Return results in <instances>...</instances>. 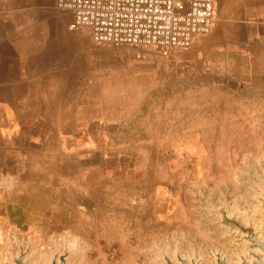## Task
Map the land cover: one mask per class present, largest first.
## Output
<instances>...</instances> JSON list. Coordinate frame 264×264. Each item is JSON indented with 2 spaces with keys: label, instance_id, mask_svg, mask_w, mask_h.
Wrapping results in <instances>:
<instances>
[{
  "label": "rangeland",
  "instance_id": "rangeland-1",
  "mask_svg": "<svg viewBox=\"0 0 264 264\" xmlns=\"http://www.w3.org/2000/svg\"><path fill=\"white\" fill-rule=\"evenodd\" d=\"M71 22L67 30L74 36L80 29L71 30ZM68 44L69 55L81 45L74 40ZM194 45L179 50L98 44L99 54L86 49L80 55L85 71L99 72L102 83L110 79L102 88L110 89L117 99L132 98L133 104L138 103L131 125L117 132L107 157H91L82 166L89 182L100 178V203L113 207L117 219L125 214L133 227L131 233L126 231L127 237L108 228L105 238L90 244L67 234L62 238L55 229L58 236L49 246L32 244V262L41 256L50 260L57 246L66 243L79 246L68 264H163L155 258L167 250L173 257L177 246L184 256L193 249L203 254V264L214 261L217 249L236 262L244 246L236 243V232L229 233L221 224L218 210L225 208L239 217L246 212L247 221L258 210L259 198H264L260 187L264 183V116L256 109L264 102L252 100L260 94L228 90V101L211 105L212 96L221 91L210 87L202 54L190 56ZM224 105L229 108L222 113L219 109ZM36 170L39 177L19 184L23 190L37 187L31 191L42 199L40 186L46 182L49 166L37 165ZM1 171L2 167L0 177ZM21 231L26 232V238L20 239L27 245L28 231ZM17 250L16 243H0L2 264H9L5 258Z\"/></svg>",
  "mask_w": 264,
  "mask_h": 264
},
{
  "label": "crops",
  "instance_id": "crops-1",
  "mask_svg": "<svg viewBox=\"0 0 264 264\" xmlns=\"http://www.w3.org/2000/svg\"><path fill=\"white\" fill-rule=\"evenodd\" d=\"M70 14L57 0H0V181L13 182L0 188L5 244L26 238L22 229L42 247L57 238L55 229L62 238L90 244L105 238L108 228L127 237L133 227L125 214L117 219L113 207L100 203V178L89 182L82 166L107 157L138 103L117 99L102 88L110 79L102 83L99 72L85 71L80 55L86 49L99 54L100 47L89 28L69 35ZM213 25L189 51L202 54L210 87L221 91L211 105L228 101V90L251 91L260 94L252 100L264 102V0H215ZM72 40L81 45L69 55ZM256 109L264 116V105ZM43 164L49 173L39 199L32 186L23 190L19 183L39 177L33 171Z\"/></svg>",
  "mask_w": 264,
  "mask_h": 264
},
{
  "label": "built area",
  "instance_id": "built-area-1",
  "mask_svg": "<svg viewBox=\"0 0 264 264\" xmlns=\"http://www.w3.org/2000/svg\"><path fill=\"white\" fill-rule=\"evenodd\" d=\"M71 30L89 28L94 42L188 49L211 33L215 0H57Z\"/></svg>",
  "mask_w": 264,
  "mask_h": 264
},
{
  "label": "water",
  "instance_id": "water-1",
  "mask_svg": "<svg viewBox=\"0 0 264 264\" xmlns=\"http://www.w3.org/2000/svg\"><path fill=\"white\" fill-rule=\"evenodd\" d=\"M9 181L0 182V188H2ZM260 187L264 191V183L260 184ZM261 202L256 210L248 220L246 221L247 213L245 212L239 217L238 214L229 215L225 208L218 210L221 215V224L229 228V233L236 232L238 239L237 244H243V252L237 253L236 262H231L226 254L217 249L213 252L214 261L210 264H264V198L260 197ZM255 217H259L260 224L257 223ZM71 238L70 236H68ZM0 243L4 244V236L0 232ZM14 243H16L18 250L16 253L10 252V256L5 258L4 262L9 264H68V260L72 254L77 253L79 246L77 244L68 243L63 247L57 246V251L52 252L51 259L46 260V256H41L39 260L32 262L35 252L31 253V247L33 242L29 239L27 245L25 241L19 237H14ZM0 255V264L1 262ZM156 262L163 264H203L204 255L197 253L193 249L192 254L182 255L180 247L177 246L173 257L170 256V250L163 251L162 257L155 258Z\"/></svg>",
  "mask_w": 264,
  "mask_h": 264
}]
</instances>
